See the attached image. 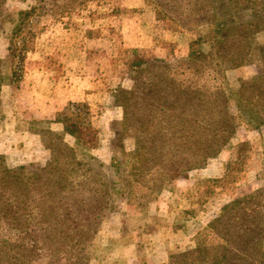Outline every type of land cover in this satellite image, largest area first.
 Masks as SVG:
<instances>
[{"label":"trees","instance_id":"1","mask_svg":"<svg viewBox=\"0 0 264 264\" xmlns=\"http://www.w3.org/2000/svg\"><path fill=\"white\" fill-rule=\"evenodd\" d=\"M145 2L167 30L195 34L187 59L169 63L138 57L134 51L131 86L114 95L123 111L114 135L132 148L127 153L124 147L111 150L108 166L92 155L99 137L85 103L69 102L54 121L34 122L45 125L29 130L49 152L43 164L12 167L0 155V264L92 263L94 238L107 214L118 212L122 199L143 209L177 177L216 158L235 136L242 117L255 129L264 125V42L256 40L264 23V0H224L223 13L229 14L223 18L215 0ZM87 3L98 5L100 0H34L28 10L12 11L0 0V24L11 26L8 55L0 60V91L19 83L25 73L26 55L40 34L26 29L29 24L46 14L52 20L69 18L88 9ZM244 11L249 14L243 16ZM201 21L211 27L209 36L202 35ZM255 55L263 70L256 82L232 95L239 112L234 116L231 98L216 84L217 78L207 80L204 60L211 56L217 66L231 69ZM52 123L62 131H52ZM66 136L73 145L65 142ZM197 234L192 250L170 259L183 264H264V192L224 206Z\"/></svg>","mask_w":264,"mask_h":264},{"label":"rangeland","instance_id":"2","mask_svg":"<svg viewBox=\"0 0 264 264\" xmlns=\"http://www.w3.org/2000/svg\"><path fill=\"white\" fill-rule=\"evenodd\" d=\"M215 1L221 18L229 14L223 13L224 0ZM87 4L88 9L69 18L52 20L46 14L26 28L40 34L34 50L26 55L25 73L19 83L4 85L0 91V155L12 167L49 159L39 137L29 130L45 127L34 122L54 121L69 102L88 106L99 137L92 155L108 166L111 150L119 152L124 147L127 153L132 148L129 141H119L114 135L123 119L114 95L131 86L134 51L138 57L169 63L187 59L195 34L167 30L145 0ZM33 5L34 0H6L10 11ZM235 14L241 16V10ZM199 24L202 35L209 36L211 27L206 21ZM263 24L256 33L260 43L264 42ZM10 29L9 24H0V60L8 55ZM203 50L211 52L208 44ZM204 63L209 68L207 80L217 78L216 84L231 98L230 110L237 116L232 95L257 81L263 70L261 59L255 55L249 63L231 69L217 66L211 56ZM240 120L243 123L235 136L216 158L177 177L146 207L127 206L122 199L118 212L107 214L94 238L96 259L90 264H183L170 258L192 250L197 233L224 206L255 191L264 192V125L255 129L243 117ZM49 127L62 131L59 124ZM65 142L73 145L70 136Z\"/></svg>","mask_w":264,"mask_h":264}]
</instances>
